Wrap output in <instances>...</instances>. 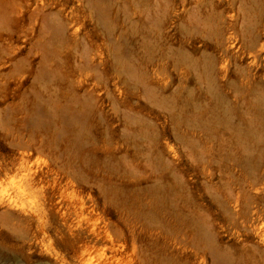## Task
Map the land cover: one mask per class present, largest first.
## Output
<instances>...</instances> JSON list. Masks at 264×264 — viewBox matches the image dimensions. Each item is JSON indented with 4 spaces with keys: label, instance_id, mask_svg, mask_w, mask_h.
<instances>
[{
    "label": "rangeland",
    "instance_id": "obj_1",
    "mask_svg": "<svg viewBox=\"0 0 264 264\" xmlns=\"http://www.w3.org/2000/svg\"><path fill=\"white\" fill-rule=\"evenodd\" d=\"M0 196V264H78L67 228L90 264H264V0H0Z\"/></svg>",
    "mask_w": 264,
    "mask_h": 264
},
{
    "label": "bare ground",
    "instance_id": "obj_2",
    "mask_svg": "<svg viewBox=\"0 0 264 264\" xmlns=\"http://www.w3.org/2000/svg\"><path fill=\"white\" fill-rule=\"evenodd\" d=\"M227 63L236 64L234 62L233 58L231 59L228 54H224L223 56H221V60L218 63L219 64L218 73L222 77V85L223 86H226L228 84V82H229L230 78L233 76V74L235 76H239V77L242 76V71H241L242 69L240 68V65H238L236 67V69H234L235 73H233L231 71H230L231 72L230 73L227 70ZM28 175H29V178H30V180L32 182H34V183H36L38 185L42 184V186H47V189L49 190L48 191L49 198L59 194V189H57L58 185L56 184L55 186H53L54 181L50 180L49 178H47V176L44 175L42 172L39 173V172L33 171V172L29 173ZM0 199H2L1 196H0ZM11 200H13V199L9 198V200H6V201L5 200L4 201L0 200V205H2V203L3 204L5 203L7 205V207H12V201ZM14 202H13V206L15 205ZM10 217H14L15 218L14 221L16 220V218H17L18 222L20 221V220H18L19 219L18 217H20V215H18V213L13 212V211H11L9 209L0 211V219L2 218L0 221H3V218H5V219L8 218L6 220H8L7 223H9L12 220V219H10ZM33 218L39 219L40 216L39 215H35V216H33ZM9 219H10V221H9ZM11 222H13V221H11ZM66 234H67V239L69 240V242L71 244L72 255L75 257L76 262L78 264H90V262H89L90 260L89 259H91V258L90 257L89 258H85V256L87 254H84V252H83L84 251L83 248H85L86 242H84V240H83V242L81 243L80 237H78L79 233L75 232L71 228H67L66 229ZM79 241H80V243H79Z\"/></svg>",
    "mask_w": 264,
    "mask_h": 264
}]
</instances>
